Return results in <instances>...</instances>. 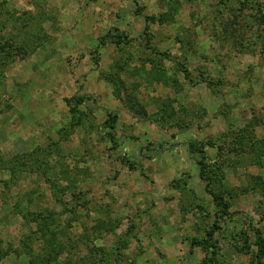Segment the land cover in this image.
Here are the masks:
<instances>
[{
	"label": "rangeland",
	"instance_id": "374dc122",
	"mask_svg": "<svg viewBox=\"0 0 264 264\" xmlns=\"http://www.w3.org/2000/svg\"><path fill=\"white\" fill-rule=\"evenodd\" d=\"M0 44V264H38L42 221L64 264H203L192 140L212 264H258L264 0H0Z\"/></svg>",
	"mask_w": 264,
	"mask_h": 264
},
{
	"label": "trees",
	"instance_id": "16d2710c",
	"mask_svg": "<svg viewBox=\"0 0 264 264\" xmlns=\"http://www.w3.org/2000/svg\"><path fill=\"white\" fill-rule=\"evenodd\" d=\"M7 47L9 48V50H11L10 52L12 56L19 55L24 52L23 49H21V47L14 48L13 45L7 46ZM7 47L5 44L3 45L0 44V51L5 52ZM9 54L10 53L7 52L8 58L10 56ZM89 98L90 97L88 95H84L82 97H79L78 100H79V103L81 104L85 102L86 100H88ZM117 119H118L117 115H109V118L106 122V126L110 130V132L108 133V137L111 140V142L114 144V146L118 145V142L116 140V134H115ZM243 133H245V131ZM250 138H252V135H250ZM254 143L256 144V142ZM259 144L264 145V142L261 141L259 142ZM207 145L214 147V145L211 142L206 144L204 142L192 140L189 144V150L192 153L193 157L197 160L200 166V177L203 181L207 183V191L213 197V200L217 208V216H216V220L212 228L206 232V237L201 240L193 239L192 246L202 248L208 254L203 264H212L217 254V251H216L217 242L215 241V236L220 230H222L221 222L225 220L228 216H230V211H229V205L225 197L219 192H215L212 188V180L209 176L210 165L207 161L208 157H207L206 150H205ZM124 162L126 163L127 161H124ZM52 226H53V223H48L46 221H42L38 223V227H40L38 231L40 233H43L44 238L47 237L46 232L50 231V235H51L50 237H47L49 238L48 243L46 245L47 250L45 251V253L41 254L37 258V260H39L38 264L40 263L41 264H64L60 262V256L62 255L64 250H66V247H64V245L61 243H56L54 238L58 236V233L51 230ZM255 236H256L255 245L257 247V255H256L257 262L258 264H264L263 263L264 261V238L262 236V232L260 229L255 230ZM109 259L110 258H107V260ZM102 262H103V258H102ZM81 264H86V262L83 261Z\"/></svg>",
	"mask_w": 264,
	"mask_h": 264
}]
</instances>
